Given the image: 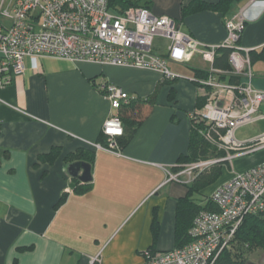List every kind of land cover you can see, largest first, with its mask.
Instances as JSON below:
<instances>
[{
    "label": "crops",
    "instance_id": "obj_1",
    "mask_svg": "<svg viewBox=\"0 0 264 264\" xmlns=\"http://www.w3.org/2000/svg\"><path fill=\"white\" fill-rule=\"evenodd\" d=\"M194 1L220 0H137L207 45L221 44L225 21L244 10L239 44L254 49L253 85L264 90V0L235 1L226 13L185 14L184 6ZM168 46L169 40L157 37L153 51L167 56ZM169 66L204 77L210 63L196 54ZM104 80L148 98L135 110L144 118L120 155L95 145L111 111L97 88ZM199 94L195 82L156 70L55 58H26L25 74L13 75L8 84L0 74V264H142L147 251L176 247L179 201L193 181H168L165 168L176 172L185 164L179 159L190 152V113L202 103ZM88 155L90 188L76 193L75 181L84 182L67 167ZM262 162L264 149L225 163L221 177L195 192L193 202L207 205L220 184Z\"/></svg>",
    "mask_w": 264,
    "mask_h": 264
},
{
    "label": "built area",
    "instance_id": "obj_2",
    "mask_svg": "<svg viewBox=\"0 0 264 264\" xmlns=\"http://www.w3.org/2000/svg\"><path fill=\"white\" fill-rule=\"evenodd\" d=\"M246 21L241 10L225 21V40L207 45L182 31L174 18L154 14L145 6L117 12L109 0H0V74L8 84L13 75L25 74L26 58H55L156 70L167 78L195 82L202 103L190 113L191 126L225 155L180 164L176 172L165 168L168 181L190 183L215 164L264 149V132L247 140L236 137L240 127L264 120V90L253 85L254 49L239 44ZM157 37L169 40L167 56L153 51ZM223 48L230 49L228 70L215 65ZM196 54L210 63L204 77L185 76L169 66V62L188 63ZM97 88L109 100L111 111L102 127L108 145H95L120 155L117 138L124 133L120 110L140 98L108 80ZM208 201L215 209L195 217L191 242L162 252L147 251L142 264H214L231 248L245 218L264 215V162L236 172Z\"/></svg>",
    "mask_w": 264,
    "mask_h": 264
},
{
    "label": "trees",
    "instance_id": "obj_3",
    "mask_svg": "<svg viewBox=\"0 0 264 264\" xmlns=\"http://www.w3.org/2000/svg\"><path fill=\"white\" fill-rule=\"evenodd\" d=\"M235 1L238 0H220L215 4L194 1L190 5L184 6L183 11L185 14L199 10H216L226 13ZM109 3L110 5L116 4L121 6L122 11H125L132 6H140L137 0H109ZM219 52L220 55L216 57L215 65L222 69H230V64L228 62L230 49L223 48L220 49L218 53ZM250 54L253 61L256 56L254 55L253 51ZM147 102L148 98L133 100L130 104L123 105L121 108L120 117L123 121L124 133L117 138L120 149H122L131 140L138 125L144 118L140 112H136L135 110L138 108V106ZM200 105L201 104L198 106ZM190 135V152L186 156L183 155L180 157L179 161H181V163H190L200 159H208L225 155V152L218 151L216 148L212 147L203 137L198 134V132L193 130L192 126ZM98 141L103 146L108 145L107 137L103 133L101 134V138ZM87 158L88 160H79L91 163L93 155H88ZM224 164L225 163L222 162L215 164L209 170L198 175L193 180L192 184L189 185V195L179 201L176 247H182L185 244L191 242L192 239L189 235V230L193 225L195 217L202 210L215 209L211 202L205 206L194 203L191 196L195 192H200L202 189L207 188L211 184L215 183L223 173ZM89 188V182L80 184L79 181H75L74 191L76 193L86 192ZM65 198L66 197L63 196L60 199L59 204L63 203ZM254 250L264 251V215H252L245 218L242 226L237 232L231 248L225 250L218 257L214 264H255L250 263L248 257V254Z\"/></svg>",
    "mask_w": 264,
    "mask_h": 264
},
{
    "label": "rangeland",
    "instance_id": "obj_4",
    "mask_svg": "<svg viewBox=\"0 0 264 264\" xmlns=\"http://www.w3.org/2000/svg\"><path fill=\"white\" fill-rule=\"evenodd\" d=\"M182 67L184 68V66ZM255 68L259 69V65L256 66ZM263 132H264V120H259L255 123L247 124V125L240 127L236 132V137L239 140H247L255 136H258L262 134ZM226 169H228V166H226ZM213 189H214L213 187L209 188L208 190H206L205 193H208L207 191L212 192ZM248 257H249L250 263L262 264V260H264V251L254 250L248 254Z\"/></svg>",
    "mask_w": 264,
    "mask_h": 264
},
{
    "label": "water",
    "instance_id": "obj_5",
    "mask_svg": "<svg viewBox=\"0 0 264 264\" xmlns=\"http://www.w3.org/2000/svg\"><path fill=\"white\" fill-rule=\"evenodd\" d=\"M68 173L78 180L88 183L92 181V165L83 160L72 162L67 167Z\"/></svg>",
    "mask_w": 264,
    "mask_h": 264
},
{
    "label": "flooded vegetation",
    "instance_id": "obj_6",
    "mask_svg": "<svg viewBox=\"0 0 264 264\" xmlns=\"http://www.w3.org/2000/svg\"><path fill=\"white\" fill-rule=\"evenodd\" d=\"M262 264H264V260H262Z\"/></svg>",
    "mask_w": 264,
    "mask_h": 264
}]
</instances>
